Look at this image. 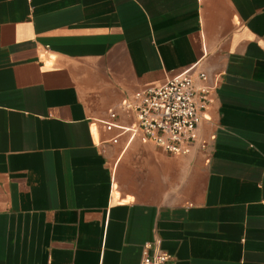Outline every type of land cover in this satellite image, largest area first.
Instances as JSON below:
<instances>
[{"label":"crops","instance_id":"obj_1","mask_svg":"<svg viewBox=\"0 0 264 264\" xmlns=\"http://www.w3.org/2000/svg\"><path fill=\"white\" fill-rule=\"evenodd\" d=\"M209 90L176 155L107 131L137 91ZM207 75L206 80L200 74ZM264 264V0H0V264Z\"/></svg>","mask_w":264,"mask_h":264},{"label":"built area","instance_id":"obj_2","mask_svg":"<svg viewBox=\"0 0 264 264\" xmlns=\"http://www.w3.org/2000/svg\"><path fill=\"white\" fill-rule=\"evenodd\" d=\"M207 79L205 73L200 74ZM134 103H125V109L137 113V122L124 126L116 122L117 113L110 112V120L103 122L107 131L118 130L119 135L130 136V141L141 138L143 142H153L164 150L176 155H188L192 145L197 141V131L203 120L210 99L209 90H197L190 72L179 74L166 83L137 91ZM152 245L146 244L142 251L140 264H165L171 256L156 251L151 253Z\"/></svg>","mask_w":264,"mask_h":264}]
</instances>
